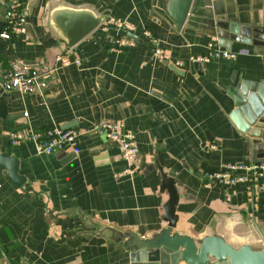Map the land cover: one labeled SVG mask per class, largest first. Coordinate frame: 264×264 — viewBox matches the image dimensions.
<instances>
[{
    "label": "crops",
    "instance_id": "1",
    "mask_svg": "<svg viewBox=\"0 0 264 264\" xmlns=\"http://www.w3.org/2000/svg\"><path fill=\"white\" fill-rule=\"evenodd\" d=\"M21 2L27 32L0 36V72L16 60L57 69L43 93L0 90V155L16 158L24 177L17 186L0 174V264H132V235L149 239L168 227V181L178 198L174 232L263 249L264 176L228 184L209 174L254 161V139L232 114L239 110L250 123L257 116L232 96L231 79L237 69L244 86L264 80V46L240 35L227 50L213 35L214 20L262 26L264 0H193L181 30L166 12L167 0ZM62 7L90 10L103 22L70 47L52 20ZM6 11L0 0V34ZM109 16L132 29L107 22ZM130 34L135 44H116ZM152 38L167 59L154 55ZM212 43L234 56L197 60ZM61 54L80 64L62 66ZM105 121H122L134 132L142 172H128L132 163L121 147L96 129ZM68 123L78 137L55 153L10 139L14 131Z\"/></svg>",
    "mask_w": 264,
    "mask_h": 264
},
{
    "label": "water",
    "instance_id": "2",
    "mask_svg": "<svg viewBox=\"0 0 264 264\" xmlns=\"http://www.w3.org/2000/svg\"><path fill=\"white\" fill-rule=\"evenodd\" d=\"M192 3L193 0H167L166 12L177 24L179 30L182 29L189 16ZM52 20L68 45L73 47L101 26L103 16L90 10L62 7L53 13ZM214 25L216 30L213 35L217 36L220 45L227 50H231L230 42L241 40L240 35L246 37L245 40L243 39L245 43H250L254 35L256 43L264 46V24L255 28L250 25L238 26L228 20L218 18L214 20ZM129 36L134 37L132 34ZM237 71L236 69L231 79L232 84L236 86L232 96H236L239 104L249 103L256 113L257 120L254 123L248 122L239 110L234 111L232 119L241 131L254 139L253 149L249 150L254 162H263L264 80L256 85L244 86L243 76L235 77ZM258 117L263 119L258 120ZM74 125V123H68L62 128H71ZM1 173L9 174L17 186L24 182V177L19 173V163L16 158L0 155ZM166 186L173 195L165 207L168 227L149 239L141 240L134 234L132 235L134 239L130 243L133 250L132 264H264V248L256 250L248 244L235 248L217 235L206 236L198 242L191 236L174 232L177 223L175 206L178 198L175 194L174 181H168Z\"/></svg>",
    "mask_w": 264,
    "mask_h": 264
},
{
    "label": "built area",
    "instance_id": "3",
    "mask_svg": "<svg viewBox=\"0 0 264 264\" xmlns=\"http://www.w3.org/2000/svg\"><path fill=\"white\" fill-rule=\"evenodd\" d=\"M6 23L0 36L4 39H9L15 33H26L27 25L24 19V9L21 0H6ZM107 22L114 23L119 27H127L132 29V25L125 23L120 19L109 16ZM150 35V32L147 31ZM154 46V55L161 59H167L166 50L160 46L159 40L151 39ZM119 47L135 44V39L132 37H120L116 40ZM208 56L201 58H193L194 60H210L211 57H233L234 54L227 50L213 48ZM56 60L62 66H68L72 63L80 64V59L75 57L72 59L68 54L59 55ZM182 62L179 61V64ZM57 68L45 63L29 64L21 60H16L7 69L0 72V90L5 92L16 90L22 95L43 93L48 86L49 80L55 73ZM96 129L104 133L112 141L116 142L122 149V154L125 159L132 163V166L127 171L136 174L142 172V169L135 162L137 161L139 150L135 138V134L131 130L125 129L122 121H105L99 124ZM78 137V131L74 128H62L60 125L34 130H18L11 132L10 139L14 144H20L31 141L37 149L45 154L58 152L65 147L73 144ZM242 173H236L237 171ZM210 178L215 182L233 184L236 182H247L253 180L257 176H264V161L263 162H237L226 163L223 169L211 172Z\"/></svg>",
    "mask_w": 264,
    "mask_h": 264
}]
</instances>
